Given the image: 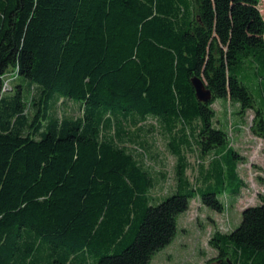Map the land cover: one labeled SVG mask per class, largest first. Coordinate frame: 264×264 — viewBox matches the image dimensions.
<instances>
[{
	"label": "trees",
	"instance_id": "obj_1",
	"mask_svg": "<svg viewBox=\"0 0 264 264\" xmlns=\"http://www.w3.org/2000/svg\"><path fill=\"white\" fill-rule=\"evenodd\" d=\"M259 3L0 0V264H150L195 195L224 210L218 195L239 194L244 157L212 124V104L225 98L243 118L254 111L249 129L264 139L251 93L264 101ZM9 77L17 83L7 92ZM194 77L209 102L198 101ZM61 99L81 116L58 118ZM150 118L176 159L175 189L158 200L137 141ZM258 197L235 229L210 235L217 254L205 264H264Z\"/></svg>",
	"mask_w": 264,
	"mask_h": 264
},
{
	"label": "rangeland",
	"instance_id": "obj_2",
	"mask_svg": "<svg viewBox=\"0 0 264 264\" xmlns=\"http://www.w3.org/2000/svg\"><path fill=\"white\" fill-rule=\"evenodd\" d=\"M258 10L264 19V0H260ZM16 81L9 77L5 90L8 92L12 89ZM251 93L255 99L256 108L264 111V101L259 97L260 95L252 88ZM212 107L216 110L212 124L228 133L230 145L244 157L243 162L238 164L237 170L244 181V186L237 196L229 191L218 195L219 200L224 204L222 212L202 205L199 197L195 195L190 200L189 209L178 216L174 240L160 250L150 264H205L206 260L217 254L209 246L210 235L215 231H232L240 223L242 209L250 206L258 207L261 204L258 196L264 195V139L255 136L249 129L254 111L249 110L243 118L238 114L239 107L225 98L214 100ZM81 112V106L69 99H61L55 107V114L58 118L62 116L80 117ZM145 125L148 131L140 132L137 141L145 142L148 155L145 164L159 178L151 191L152 196L158 200L164 195L165 197L170 196L175 189L176 159L166 149L167 138L158 123L150 118ZM149 125H152L154 129L151 130L152 127L149 128ZM130 145L135 147L139 144L130 143ZM194 146L193 150H188L186 153L189 163L186 175L192 183L199 178L197 161L200 160ZM208 159L206 157L205 165Z\"/></svg>",
	"mask_w": 264,
	"mask_h": 264
},
{
	"label": "water",
	"instance_id": "obj_3",
	"mask_svg": "<svg viewBox=\"0 0 264 264\" xmlns=\"http://www.w3.org/2000/svg\"><path fill=\"white\" fill-rule=\"evenodd\" d=\"M191 83H192V87H194L198 101L202 103H206L211 100L212 98L211 91L207 87H205L206 85L201 79L194 77L191 79Z\"/></svg>",
	"mask_w": 264,
	"mask_h": 264
}]
</instances>
